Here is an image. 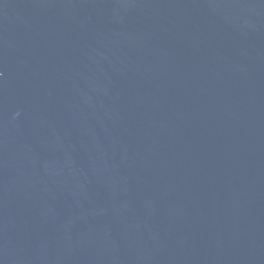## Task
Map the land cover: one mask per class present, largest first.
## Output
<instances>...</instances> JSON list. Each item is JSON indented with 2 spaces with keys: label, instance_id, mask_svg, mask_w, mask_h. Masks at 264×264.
Returning <instances> with one entry per match:
<instances>
[{
  "label": "water",
  "instance_id": "95a60500",
  "mask_svg": "<svg viewBox=\"0 0 264 264\" xmlns=\"http://www.w3.org/2000/svg\"><path fill=\"white\" fill-rule=\"evenodd\" d=\"M0 264H264V0H0Z\"/></svg>",
  "mask_w": 264,
  "mask_h": 264
}]
</instances>
